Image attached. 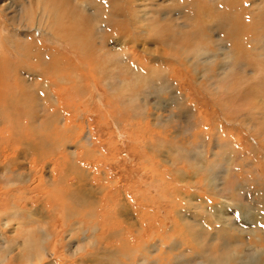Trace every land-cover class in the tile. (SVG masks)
Wrapping results in <instances>:
<instances>
[{"label":"rangeland","instance_id":"rangeland-1","mask_svg":"<svg viewBox=\"0 0 264 264\" xmlns=\"http://www.w3.org/2000/svg\"><path fill=\"white\" fill-rule=\"evenodd\" d=\"M138 1L53 0V5H58L62 14L58 13L55 32L61 37L68 34V41L62 43L61 39L59 45L51 40L46 43L45 36L39 31H31L29 37L33 44L39 41L45 43V47L55 49L53 52L62 57L63 70L62 65L56 69L58 63L53 57L50 64L44 65L35 54L31 53L27 59L19 58L12 46L4 45L9 56L6 59H13L10 64L18 72L16 76L20 77L18 75L25 67L38 69L48 78L49 84L52 83L53 94V90H57L62 95L64 87L71 90L75 82L70 85V81L77 78L71 77L75 70L88 77L96 76L94 70L87 66L84 69L77 66L69 69L65 58L68 57L74 65L78 60L75 63L70 51H62V46L67 44L90 45V48L103 44L105 52H110L106 56L110 59L107 72L130 83L139 82L136 71L119 64V57L115 56L119 51V54L127 56L126 64L129 67L139 65L143 71L148 70V78L154 85L149 88L151 83L142 82L144 86L142 84L141 88H136V96L129 107L127 103H118V99L111 97L109 110L97 109L87 106L83 97L78 99L75 95H70L66 98L67 104H62L64 108H57L56 111L50 98H46V102L42 98L50 97L51 90L46 92V89L40 87L38 80L35 84L29 81L25 92H22L15 86V78H10L12 91H2L13 98L19 94L21 103L24 102V107L16 112L0 108V193L3 192L2 199H5L0 201V233L4 234L0 248H7L12 252L3 253L10 256L11 264H25L19 262V258L27 253L26 240L35 249L40 245L42 255V250L46 247L49 251L46 260L42 263L36 260L34 264H110L112 258L110 260L105 253L110 254L111 246L106 241L111 237L110 225L114 217L103 220L101 224L105 235L99 236L98 233L97 236L93 226L100 219L93 199L97 202L102 199L103 206L105 199L108 201L117 191L135 202L125 203L126 208L120 209L121 214L117 219L124 221L127 228L133 226L138 231L141 230V222L145 228L155 225L153 230L156 236L153 239L151 236L147 245L144 244L148 247L153 243L150 246L152 253L141 251L143 254L136 255L132 241H111L112 244H118L122 251L119 256L121 264H201L197 256L181 258L180 251L175 253L179 255L176 257L153 250L154 245H159L157 235L160 238L163 236L162 224L166 221L163 215L169 219L171 213L175 212L180 216L181 222L179 221L178 235L174 239L180 240V231L191 226L193 237L196 236L195 230L202 235L200 239H195L196 242L193 237H187L189 242L192 241L193 247L198 248L197 245L202 243L201 238L207 235L214 237L212 244L221 248L223 241L219 235L223 223H230L236 229L234 234L239 232L236 237H241L244 244L238 250L246 259L243 264H255L254 257L256 264H264V0ZM35 2L36 0H0V6L7 5L19 20L24 15L31 18L37 13ZM136 3L140 5L137 7ZM108 4L115 6L111 15L106 13L109 10ZM102 19H107L108 22L104 24ZM0 22L5 31L12 32L13 27L5 23L4 19H0ZM98 26L105 28L106 32L97 35L95 28ZM73 36L78 40L72 39ZM99 50L101 49H95ZM155 57L158 58L155 60ZM80 59L85 63L81 57ZM21 64L26 66L20 69ZM62 76L68 79L66 83L61 79ZM95 79L97 80V76ZM165 80L174 83L171 89L165 88ZM42 91L45 92L44 95L41 94ZM100 93L101 90L96 95L97 104L102 103ZM60 94L58 96L61 97ZM0 97L4 101V97ZM76 99L82 100V104H72L76 103ZM112 100L117 104H113ZM1 103L5 102L0 101ZM42 105L49 108L50 116L56 112L54 118H49L44 124V127H50V137L45 140L51 146L50 149L41 146L40 141L39 150H30L27 144L32 140L33 133L31 134L29 127L34 123L39 125L43 119ZM74 106L78 109L74 110ZM63 112L67 113L68 119L73 123L85 117L86 126L89 123L90 126H85L83 132L89 134L91 129L96 139L104 143L102 148L98 147L102 153H94L92 157L84 159L86 162H93L92 171L98 168V173L93 177L96 185L89 186L91 176L86 175L89 178L85 179L74 175L79 172L68 173L63 177L62 173L55 174L54 179L50 178L52 163L74 153L72 149L76 140L72 131L68 130L66 135H62V131L68 129L66 123L62 127L58 126V130L55 129L56 125L53 127V119L64 118ZM137 117L142 119L138 121ZM136 124L141 127L142 137L136 139L137 143L133 140V143L129 139V135L134 132L130 127H135ZM52 128L55 130H51ZM42 133L47 136L44 130ZM65 142L66 147L63 146ZM109 145L114 149L113 152H109ZM78 152L80 156L83 155L81 151ZM147 159H151L153 168L145 163ZM107 170L113 176L107 175ZM150 170L153 177L148 174ZM78 184L84 188L82 190L85 195L81 196L76 191L69 197V185L75 190ZM221 191L230 196L227 202L219 197ZM136 192H140L139 196ZM198 194L210 200L212 206L225 202L227 209L222 214L213 216L208 204L201 200L192 202L191 196ZM17 195L23 199L19 201L20 199H16ZM24 198L27 199L26 202ZM177 199L180 204L171 207ZM14 213L18 218L25 219L10 221L8 215ZM166 222L170 227L171 220ZM209 224L213 227L210 231L207 230ZM130 232L135 231L131 229ZM234 242L232 239L231 245ZM122 247H126L124 251ZM251 251L254 252V257V254H250ZM73 252L75 255L70 257ZM125 255L131 259H126ZM144 256L147 261L143 260Z\"/></svg>","mask_w":264,"mask_h":264},{"label":"bare ground","instance_id":"bare-ground-1","mask_svg":"<svg viewBox=\"0 0 264 264\" xmlns=\"http://www.w3.org/2000/svg\"><path fill=\"white\" fill-rule=\"evenodd\" d=\"M136 1H138V0H136ZM102 2H104V0H102ZM35 4L37 5L36 6L37 7V13L36 14H33L31 16V18H29L28 16L24 15L19 20H18L17 16L15 15V12L9 11V8L7 7V5L0 6V19H4V22L5 23H7V24H9V25H11L13 27L12 32H9L8 33L7 31L4 30V28H2V26H1L2 23L0 22V78H1L0 79V82H3V83H0V96L4 97V101L3 100H0V101L5 102V103H1L0 104V108H2L4 110L10 109L11 111L15 110L14 112H16L18 110H21V107H24V102L21 103V100L22 99L20 98V95L19 94L17 95V97L14 96V98H13V97H9L10 95H8V94H6V93L3 92L5 90L10 91V92L12 91V89H11V82H10V78L11 77L13 79L15 78V80H16V85L15 86L17 87L18 91L21 90L22 92H25V87L27 86V84H28L29 81H31V84H35V82L38 80L39 81V84L41 85L40 87H43L44 89H46L47 90L46 92H49V90H51L50 97L49 96H42L43 101L46 98H50V102L52 100V103L51 104H53V108H56V111H57V108H59V109L60 108H64V107H62V104H67L65 101H66V98H68L70 95H75L78 99H80V98L83 97L84 98V102L86 101L85 104L87 106L97 107V109L98 108H106L107 110H109V108L111 107V104H112V103H110L111 101L109 99L111 97H115L116 99H118V103H121V104L127 103L128 104V107H129V106H131L133 104L134 98L136 96V88H141L142 87V84L144 86V83H142V82L151 83L150 86H149V88L150 87H154L153 83L148 78V77H150V73H148V70L147 71H143V69L141 67H139V65H135V64H133L135 66L129 67L126 64V62H127V56L124 55V54H119V51H118V54L117 55H115V53H114L115 56L119 57L117 59L118 62H119V64H124L128 69L133 70V71H136L139 74V82H137V83H130V82H127L125 80H122L118 76H115V75L110 74L109 72H107V65L109 64L110 59L107 58L106 56H109L110 55V52H105L106 51V47L103 44L102 45L100 44L101 47L98 44L99 46L94 45V46H92V48H90L91 47L90 45H89L90 47L88 45H81V44L80 45H77V46H79L80 49L76 45H69V44H67V45L62 46V49H63L62 51H70L72 53V55L74 56L75 63L78 60L77 63L74 65L71 62V60L68 57H66L65 58L66 59L65 64H67V65L69 64V69L74 68L76 66L78 68L82 67V69H84L87 66L88 68H91L92 70H94V73L97 76V80L95 79L96 76H92V77H94L93 78L94 80H93L92 77H88V76L84 75L83 73H81L78 70H75L74 72L72 71L74 74L71 77L73 78V77L77 76V78H76L75 81H70V85H71V82H75V84L72 86V88H71L70 91L69 90H66V87H64V88L62 87L63 89L60 87L62 89V95L63 96L59 93L61 91L58 92L57 90H55L56 91L55 92L53 90L54 94L52 93V83L49 84L50 82H49L48 78L44 77L43 73H41L40 71H37L38 69L29 68V67H25L24 68V66H26V65L25 64H21L22 67L20 66V69L24 68V70H23L22 73H20L18 75L20 77H17L16 74L18 72L16 73L15 72V69L12 68L13 65L10 64V63L13 62V59L12 60L6 59L9 56H7L8 53L5 50L4 45H10V46H12L15 54L18 55L19 58L22 57L23 59L24 58L27 59V58H30V54L31 53L35 54L37 56V59H39V61L42 62L44 65L50 64V59L53 57L54 60L58 63V67L55 66L56 69H59V66L62 65V70H63V63H62V60H61L62 57H60V55L57 56L56 53L53 52V51H55V49L54 50L53 49H49V48L45 47V45H46L45 43H42V42H39V41H37L36 44H33V40H31L30 37H29V33L31 31H39V32H41L45 36L46 43H47V41L49 42L51 40V41H54L55 42V45H59V44H61V42H60L61 39H62L61 40L62 43L63 42L65 43L66 41H68L67 38H66V36L68 34H66V36L64 35V37L62 35V37H61L58 34H56V32H55L56 31L55 30L56 23H57L58 16H59L58 13L61 14V12H60V10L58 8V5L57 6L53 5V0H47V1L46 0H36ZM138 4L139 3H136L135 5H137V7H138ZM140 4H141V2H140ZM108 5H109V7H108L109 10H107L106 13L109 14V15H111V12L114 11L115 6H113L112 4H108ZM117 6H118V4H117ZM115 12H113V13H115ZM115 16L116 15H114V17ZM115 18H114V20H115ZM102 21L104 22V24L108 22L107 19L106 20H103L102 19ZM68 25H70V24H68ZM95 29H96L97 35H99L100 33L103 34V33L106 32V29L105 28L103 29L101 26H98ZM51 30H52V32H51ZM76 37L73 36L72 39H77ZM118 37H119V35H118ZM146 40H147V38H146ZM79 42L80 41H78V43ZM118 42H119V40H118ZM51 45H53V43ZM55 45H53V46H55ZM96 48L101 49V50L95 51ZM57 52L60 54V51L59 50H57ZM101 52L103 53V55H101ZM80 57L85 61V63L80 59ZM157 58L158 57H155V60ZM152 60L154 61V59H152ZM19 61H22V60H19ZM132 61L133 60H131V62ZM180 63L182 64V62H180ZM16 67H18V66H16ZM182 73L183 72L181 70L180 71V74H182ZM140 75H143V77H141ZM61 79L63 81H65V83L68 80L64 76H62ZM94 81H96L97 83L96 82L94 83ZM169 83L167 82V80L164 81L163 85H165V88L171 89V87L174 85V83H172V82H169ZM58 86H60V85H58ZM37 89H38V87H37ZM27 90H28V88H27ZM99 90H101L100 97L102 99V103L100 102V104H97V102H96V95H98V91ZM18 91H16V93ZM68 92H70V93L68 94ZM31 94H32V92H31ZM41 94L44 95L45 92L42 91ZM59 94L61 95L62 98L60 96H58ZM94 94H95V97H93ZM0 99H1V97H0ZM30 99L31 98H29V101H30ZM39 100L42 101L41 98ZM45 102H46V100H45ZM50 102H47V104L49 105ZM71 102L72 101L70 100L69 103H71ZM81 102H82V100H77L76 99V103L72 102V104L78 105V103H81ZM112 102H113V104L114 103L117 104V102H114L113 100H112ZM2 104H4V106ZM40 104H42V102ZM49 106H51V105H49ZM125 107H127V106H125ZM33 108H34V106H33ZM41 108H44L42 110V113L44 115L43 116V119H41V121L38 123L39 125L36 126V124L34 123L33 126H30L29 127V129L32 131L31 134L32 133L34 134V137H33V134L31 135L32 140L30 141V143L27 144V146H30V150H32L34 148L36 150H39V142L40 141H42L41 146L47 147L49 149H50V146H51L45 140V139H47V138L50 137V133H51L50 127H48L47 125H45V127H44V124L46 123V121L49 118H54V116H55L54 114H56V112H54L52 114V116H50V110H49V108H45V107H43V105H42ZM76 108L77 107L74 106V110ZM59 111H61V110H59ZM60 114H61V112H60ZM64 114H62V115H64V118H62L61 120L53 119V121H54V126L53 127H55V125H56L57 128L55 127V129L58 130V129H60V128H58V126L62 127V125L64 126V124L66 123L68 129L62 131V135H66V133H67L68 130H71L72 131L73 138L76 140L75 144L73 143L74 144L73 145L74 146V149H72V150H74V153H72V154L69 153L70 154L69 157L66 155L67 158L65 156H63L66 153L62 155L63 157H60V158L57 157L58 160L56 162H53L52 163L53 166L50 169L52 176L50 178H51V180L54 179V175L55 174L56 175H59L60 173H62L61 175L63 177V176H67L68 173H71L72 174V173H75V172H79V173H76L74 175H78V177H82V178H85V179H88L89 178L87 176H91L89 178V186H91L93 184L96 185L95 181H93V177H95L96 176L95 174L98 173V170H97L98 168L92 171L91 170L93 168V164H91L92 161L86 162V160H84V159H87L89 157H92V155L94 153L95 154L102 153V150L101 149H98V147L102 148L103 147L102 145H104V143H101L100 141H98L96 139V135L91 132V129H89V134H86V132H83L84 129H86L87 126H90V123L89 122H88L89 124L87 123L88 125L86 126V123L85 122H87V121H86L85 117H81L80 118L79 115H78V117L80 119L78 121L75 120L76 122L74 121L75 123H73L71 121V119H68V115H66L67 113H64ZM75 114H76V111H75ZM65 116H66V118H65ZM137 118H138V121L142 119V118L140 119L139 117H137ZM50 123L52 124V122H50ZM52 125H51V127H52ZM133 125H134V123H133ZM42 128H44V129H42ZM130 128H132L134 132L132 131L133 133H131L129 135V139H130L131 142H133V140H134L137 143V140L136 139L142 137L141 127L138 124L137 126H135V127H132L131 126ZM55 129L52 128L51 130H55ZM43 130L45 131V133H47V136H44V133H42ZM65 144H66V142L63 144V146ZM80 144H82V146ZM64 147H66V146H64ZM113 147H115V146L113 145ZM63 151L60 152V153H63ZM78 151H81L83 155L80 156ZM113 151H114V149L109 145V152H113ZM229 158L232 159L231 157H229ZM102 159H104V158H102ZM150 160L149 159L145 160V163L150 164L151 167L153 168V166H152V163L153 162L151 163ZM152 160H154V159H152ZM108 161H110V160H108ZM105 164H107V163H105ZM98 167L100 168V166H98ZM141 169H143V168H141ZM82 170H83V172H82ZM158 171H159V169H158ZM80 172H81V174H80ZM99 173L101 174V172H99ZM106 173H108L107 175L113 176V174L110 172V170H107ZM148 174H150V176L153 177V172H151V170L148 171ZM115 175L118 176L117 173H115ZM154 180H156V178H154ZM100 182H98V183L100 184ZM112 183L113 182H111V184ZM177 183H178V181H177ZM27 186H28V184H27ZM94 186H92V188H94ZM116 187H118V184H116ZM82 189H84V188L81 186V184H78V187L75 190L74 189H71V185H69V191H71V193L68 196L70 197V195L73 194V192H76V191H77L76 193H79L81 196H84L85 193H84V191ZM79 190H81V191H79ZM210 192H211V190H210ZM136 193L139 196L140 192H136ZM207 193H209L208 190H207ZM2 194H3V192H2ZM2 194H0V197H1ZM262 194H264V192H262ZM120 195H121L120 194V191H117L115 193V195L112 196L111 199H109L108 201L105 199V203L103 204V206H102V202H103L102 199L99 200L98 202L95 199H93V201L96 203L95 204V209H98V212H99L98 217L100 219V221L95 226H93L94 227L93 228L94 229V232H95V234H97V236H98V233L100 234L99 236H104L105 235V232L103 230V225L101 224V223L104 222L103 220L105 218L107 219L108 217L111 218V216L114 217L113 218L114 219L113 220V223H111V225H110L111 226V229H110L111 234L109 236H111V237H109V240L106 241L107 244H109L111 246V250L109 252L110 254H108V252H107L109 250V248H107L108 249L106 251L107 253H105V255H107V257L110 260L112 258L110 264H121L120 263V260H119L120 259L119 256L122 255V251H121L120 247L118 246V244H112L111 241H116L117 242V241H121V240H125V239L132 241L135 244V247H133V249L135 250L134 252H135V255H136V254H143V253H141V251H145L146 253H152V249H151L150 246H152L153 243H152V245H148V247H145L144 244L148 243V241L150 240L151 236H152V239L154 237H156L155 236V232L153 230V228L155 227V225H153V226L150 225L149 227H146L145 228L143 226L142 222H141V225H140L141 226V230L138 231V230H134L136 228L133 227V226L131 228H127L126 225H125V223H124V221H120V220L117 219V216H119L121 214L120 209L126 208L125 207L126 204H130L131 202H134V200L132 198H130L129 196H127L126 194L125 195H121V196ZM178 195H179V191H178ZM20 197H21L20 195H17L16 196V199H20L19 201H21V199H23V198H20ZM191 197L193 198L192 202H198L199 200H201V201H203L202 203L208 204L210 206L208 208H211V212H212L213 216H214V214H217V213H221L222 214L223 210H226L227 209V205H226L225 202L222 203L221 205H218V206H214V205L212 206L210 200L205 199L203 196H201L199 194L196 195V196H191ZM219 197L222 200H224V201L227 202L229 200V197L230 196L228 197L226 194H224V192L222 193V191H221ZM188 198H186V199H188ZM263 198H264V195H263ZM148 199H149V197H148ZM257 199L258 198H256V200ZM24 200L26 202L27 199L24 198ZM137 202H138V200H137ZM177 204H180L179 199H177V202L176 203H172L171 207L173 205H177ZM175 208L178 210L177 207H175ZM189 208H192V207H189ZM0 213H1V211H0ZM177 213H179V212H177ZM171 214H172L170 216L171 219L170 218L167 219L166 218L167 216L166 215H163L165 217L166 221L171 220V223H170L171 226L169 227V223L168 222H166V221L163 222V224H162V227H163V233L162 234H163V236L160 238V236L157 235L158 244L159 245L158 246L157 245H154L153 246V250L160 251L161 253H163L165 255H174L176 257H179V255L178 254L175 255V253H177L178 251H180V257L181 258H185V256L191 257L192 255L193 256H197V258H198V260H199V262L201 264H217V263L218 264H230V263H233V264H243L244 260H246V259H244L242 257V252L240 253V251H238V250H240L241 248L244 247L242 238L241 237H236L239 232H237V234H234V232H236V229H234L233 228V225H230V223H225L224 224L222 222L224 226L221 229V232H220V235H219L220 239L223 241V244H222L223 248L221 246L222 249L221 248H218V247H216V246H214L212 244L213 243L212 241H213V238L214 237L213 238H210V236H208L209 237L208 238L207 235H205V237L203 236V238H201L202 243L199 244V245L196 244L198 246V248H196V247H193L192 246V241L189 242L188 239H187V237L188 238L189 237L192 238L194 236L193 231H191V226H188V228L184 229L183 231L182 230L181 231L179 230L180 231V234H181L180 235V240H177L176 238H175L176 239L175 240L173 238L174 236L178 235L177 230L180 227V222L181 221L179 220L180 219V216H178L176 214V212H175V214H173V213H171ZM17 215H19V214H17ZM179 215H182V214L180 213ZM8 216H10V218H9L10 221L15 220V219H19V220L23 221L25 219L23 217L22 218H18L15 213L14 214H10ZM147 217H148V215H147ZM183 219H184V217H183ZM216 220L219 221L218 218ZM212 228L213 227L211 226V224H209V227H207V230L210 231ZM19 229H23V228H19ZM131 229L133 231H135V232H133V233L130 232ZM195 231H196V236L193 237V238H194V240L195 239L198 240V239H200V236H202V235L199 234V231L198 230H195ZM218 231H220V230H218ZM147 233H148V235H147ZM189 233H190V236L188 235ZM205 234H206V231H205ZM25 235H26V233H25ZM208 235H211V234H208ZM47 236H48L47 238L50 239V236L49 235H47ZM3 237H4V234L0 233V241H2V238ZM144 237H146V238H144ZM233 237H235V238H233ZM157 238H155V239H157ZM104 239H106V238H104ZM232 239L235 242L231 245V240ZM196 240H195V242H196ZM205 241H206V243H204ZM69 242L71 243L70 240H69ZM39 247H40V245L37 246V248L35 249L34 246L31 243H29L28 240H26L25 241V249H26L27 253L22 254V256H20L19 262L22 261L25 264H34V262L37 260L39 263H42L44 260H46V257L49 255L48 254L49 251L46 250L47 249V247H46V249H45L46 250V253H45V250L43 249L42 252H44V254L42 255ZM97 248H99V247H97ZM125 248L122 247L123 251L125 250ZM6 251L9 252L10 254L12 253L11 251H8L7 248H5V250L2 249V248H0V264H11L12 263L10 256L3 255V253L6 252ZM173 251H176V252H173ZM222 251H224V254L222 253ZM32 253H35V254H32ZM217 253H219V254H217ZM251 253H252V255L254 254L253 251H251L250 254ZM214 254H217V255H214ZM74 255H75V253L73 252L69 256L70 257H73ZM94 256H95V254H94ZM140 256H143V255H140ZM254 256H255V254L253 255V257ZM22 257H23L24 260H22ZM124 257L126 259H131V257L128 256V255H125ZM253 257H251V258H253ZM143 260L147 261V258L144 256ZM254 263L256 264V258L255 257H254ZM246 264H248V262Z\"/></svg>","mask_w":264,"mask_h":264},{"label":"crops","instance_id":"crops-1","mask_svg":"<svg viewBox=\"0 0 264 264\" xmlns=\"http://www.w3.org/2000/svg\"><path fill=\"white\" fill-rule=\"evenodd\" d=\"M11 192H13V191H11ZM0 194H2V193H0ZM15 194V193H14ZM3 198V194L1 195V197H0V201H4L5 199H2ZM13 198H14V195H13ZM9 200V198H7V200L6 201H8Z\"/></svg>","mask_w":264,"mask_h":264}]
</instances>
